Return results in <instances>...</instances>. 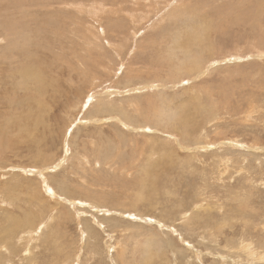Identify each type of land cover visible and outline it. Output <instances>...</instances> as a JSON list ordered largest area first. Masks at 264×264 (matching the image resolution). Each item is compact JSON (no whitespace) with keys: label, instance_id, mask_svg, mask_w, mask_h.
Returning a JSON list of instances; mask_svg holds the SVG:
<instances>
[{"label":"rangeland","instance_id":"rangeland-1","mask_svg":"<svg viewBox=\"0 0 264 264\" xmlns=\"http://www.w3.org/2000/svg\"><path fill=\"white\" fill-rule=\"evenodd\" d=\"M0 264H264V0H0Z\"/></svg>","mask_w":264,"mask_h":264},{"label":"bare ground","instance_id":"bare-ground-1","mask_svg":"<svg viewBox=\"0 0 264 264\" xmlns=\"http://www.w3.org/2000/svg\"><path fill=\"white\" fill-rule=\"evenodd\" d=\"M154 8H155V7H154ZM192 31H193V30H192ZM190 34H191V33H190ZM190 34L186 35L185 38H189V39L192 38V39H194V38H195L194 36H196V35L190 37ZM181 38H182V37H181ZM178 39H179V38H178ZM185 40H187V39H185ZM177 41H178L177 43H179V44L175 46L176 48H180V47H182V46H186V47H185L186 49L184 50L185 52H190V50H192L190 45L187 46V42H183V40H177ZM189 41H190V40H189ZM189 41H188V42H189ZM192 61H193V60H192ZM198 65H200V64L193 63L192 65L188 66V69L191 71V70H193V69L199 68ZM200 68H201V66H200ZM188 69H186V68L184 67V70L187 71V72H189ZM207 69H208V68H207ZM199 71H200V70H199ZM204 72H205V71H204ZM195 73H196V72H195ZM201 73H203V71H202ZM201 73H200V74H201ZM24 74H25V73H24ZM197 75H198V74H197ZM197 75H196V76H197ZM27 76H28V75H27ZM148 86H149V85H148ZM140 89L142 90V87H141ZM144 89H146V88L144 87ZM131 93H132V92H131ZM105 94H107V93H105ZM113 117H114V116H113ZM113 117H112V118H113ZM118 118H119V117H118ZM117 121H118V119H117ZM124 123H125V122H124ZM127 125H128V124H127ZM133 128H134V127H133ZM142 128H143V127H142ZM94 206H95V205H94ZM254 251H255V250H254Z\"/></svg>","mask_w":264,"mask_h":264}]
</instances>
